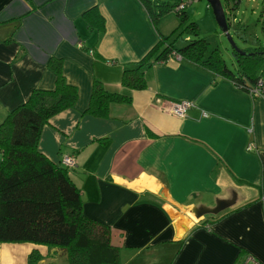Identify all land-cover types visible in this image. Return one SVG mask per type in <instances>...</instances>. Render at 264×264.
<instances>
[{"label": "crops", "instance_id": "1", "mask_svg": "<svg viewBox=\"0 0 264 264\" xmlns=\"http://www.w3.org/2000/svg\"><path fill=\"white\" fill-rule=\"evenodd\" d=\"M95 6L101 33L83 15ZM157 40L139 0H0V122L34 88H53L47 61L61 58L78 98L38 146L54 162L73 156L83 213L110 225L120 263L236 264L244 252L264 264V96L177 59L146 68L145 89L123 87L122 71ZM94 79L130 102L84 114ZM184 100L183 117L164 108ZM218 203V214L192 218ZM0 264L66 263L59 249L23 242L0 243Z\"/></svg>", "mask_w": 264, "mask_h": 264}, {"label": "trees", "instance_id": "2", "mask_svg": "<svg viewBox=\"0 0 264 264\" xmlns=\"http://www.w3.org/2000/svg\"><path fill=\"white\" fill-rule=\"evenodd\" d=\"M139 1L158 40L142 59L122 71L123 87L145 89V69L174 60L176 56L211 73L215 80L226 79L249 94L260 80L264 87V78L258 73L264 65V46L254 50L232 47L236 67L231 69L219 49L211 48L209 41L200 36L197 23H187L186 29L193 37L186 36L183 45L174 43L171 34L159 31L160 18L169 12H174L180 22L187 21L186 8L194 0ZM238 2L234 0V6ZM83 15L88 28L98 33L104 31V18L96 6ZM258 20L264 31V10ZM62 65L61 58L50 57L47 66L55 75L53 88H34L27 100L10 110L0 122V243L29 242L56 248L66 264H121L120 246L112 241L110 225L83 213L80 190L68 167L62 161H52L38 146L42 128L54 115L72 108L78 98V90L67 82ZM130 100V94L110 91L99 79H94L84 114L106 118L110 104ZM203 225L208 224L204 221ZM245 254L241 252L239 258ZM28 259L36 262L40 255L32 252Z\"/></svg>", "mask_w": 264, "mask_h": 264}, {"label": "rangeland", "instance_id": "3", "mask_svg": "<svg viewBox=\"0 0 264 264\" xmlns=\"http://www.w3.org/2000/svg\"><path fill=\"white\" fill-rule=\"evenodd\" d=\"M226 13L229 24V35L235 46L240 49L254 50L264 46V31L258 20L259 14L264 10V0H239L235 5L234 0H220ZM188 19L180 22L174 12H169L160 18L158 27L165 35H170L177 45L184 44L186 36L192 34L186 29L189 22L198 24L200 36L209 41L211 48L221 52L226 64L235 69L236 61L232 54V43L218 27L212 9L206 0H194L186 8ZM170 38V39H171ZM258 73L264 78V65ZM193 219H196L192 216Z\"/></svg>", "mask_w": 264, "mask_h": 264}, {"label": "built area", "instance_id": "4", "mask_svg": "<svg viewBox=\"0 0 264 264\" xmlns=\"http://www.w3.org/2000/svg\"><path fill=\"white\" fill-rule=\"evenodd\" d=\"M177 60H179V56H176ZM262 81L260 80L255 88L250 91L252 96H264V87H261ZM192 105L191 101H178V102H170L164 106L166 111H169L179 117H183L186 113V110ZM62 164L67 167L74 165L73 156H64L62 158ZM236 264H262L256 257L251 254H245L241 257Z\"/></svg>", "mask_w": 264, "mask_h": 264}, {"label": "water", "instance_id": "5", "mask_svg": "<svg viewBox=\"0 0 264 264\" xmlns=\"http://www.w3.org/2000/svg\"><path fill=\"white\" fill-rule=\"evenodd\" d=\"M210 6V8L212 9L215 21L218 25V27L220 28V30L228 37V39L231 41L233 48H235L236 50H239L234 42L232 41V38L229 35L228 29H229V24H228V20L226 17V13L224 12V8L222 6V3L220 0H206ZM243 54L245 52L241 51ZM224 208V205L222 203H218L216 204L215 207L208 209V208H199V209H195L193 211V216L195 218L200 219L206 215L208 216H212L215 214H218L219 212H221Z\"/></svg>", "mask_w": 264, "mask_h": 264}]
</instances>
